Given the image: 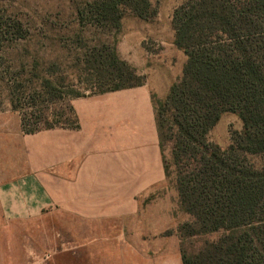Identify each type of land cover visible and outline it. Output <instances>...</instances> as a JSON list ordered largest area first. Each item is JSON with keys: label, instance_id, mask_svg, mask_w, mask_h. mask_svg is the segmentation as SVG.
Segmentation results:
<instances>
[{"label": "rangeland", "instance_id": "1", "mask_svg": "<svg viewBox=\"0 0 264 264\" xmlns=\"http://www.w3.org/2000/svg\"><path fill=\"white\" fill-rule=\"evenodd\" d=\"M93 1L0 0V23L18 20L25 31L22 40L0 38V115L14 114L27 130H47L51 124L54 128L75 129L72 96L101 95L90 87L101 78L93 70L92 55L93 48L102 45L114 46L119 59L136 71L139 87L149 91L153 109L164 102L186 61L173 43L172 15L187 0H149L154 15L146 19L123 7L118 30L88 23L85 8ZM79 10H84L83 23H79ZM241 131L238 116L223 113L207 139L226 149ZM170 149L171 144H165L161 160L164 157L169 161ZM263 160L250 158L255 166ZM144 184L151 188L139 198L146 221L119 220L117 234H113L114 225H108L106 240L88 239L90 231L92 236L104 237V232L95 231L103 226L57 211L55 206L43 209L32 219L23 216L25 219L6 221L0 225V264L177 263L180 254L193 256L222 235L188 236L181 227L192 223L193 218L180 208L172 180L163 177L154 184ZM50 191L54 196L55 188ZM153 218L161 222L154 224Z\"/></svg>", "mask_w": 264, "mask_h": 264}, {"label": "trees", "instance_id": "2", "mask_svg": "<svg viewBox=\"0 0 264 264\" xmlns=\"http://www.w3.org/2000/svg\"><path fill=\"white\" fill-rule=\"evenodd\" d=\"M123 7L141 19L154 15L149 0H94L86 4L88 23L118 30ZM78 19L85 21L84 10ZM172 26L186 61L154 109L161 153L171 144L169 161L162 157L164 175L193 218L181 230L222 233L197 254L182 253V264H264V162H250L264 159V0H187L174 10ZM24 32L18 20L0 23V38L18 41ZM92 65L101 78L90 89L99 94L140 86L114 46L93 48ZM223 113L242 123L226 149L207 139ZM24 128L21 123L23 133L37 132Z\"/></svg>", "mask_w": 264, "mask_h": 264}, {"label": "crops", "instance_id": "3", "mask_svg": "<svg viewBox=\"0 0 264 264\" xmlns=\"http://www.w3.org/2000/svg\"><path fill=\"white\" fill-rule=\"evenodd\" d=\"M70 107L77 129L25 134L14 114L0 115V225L55 206L103 226L95 231L104 237L90 231L88 239L106 240L108 225L117 234L119 220L146 221L144 183L165 177L151 97L137 87L75 98ZM176 261L155 264H182L181 254Z\"/></svg>", "mask_w": 264, "mask_h": 264}]
</instances>
